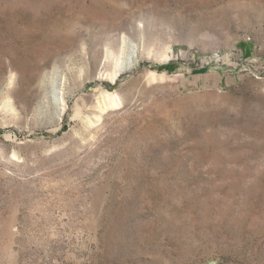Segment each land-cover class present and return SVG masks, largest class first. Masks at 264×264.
I'll use <instances>...</instances> for the list:
<instances>
[{
    "label": "rangeland",
    "instance_id": "1",
    "mask_svg": "<svg viewBox=\"0 0 264 264\" xmlns=\"http://www.w3.org/2000/svg\"><path fill=\"white\" fill-rule=\"evenodd\" d=\"M0 264H264V0H0Z\"/></svg>",
    "mask_w": 264,
    "mask_h": 264
}]
</instances>
